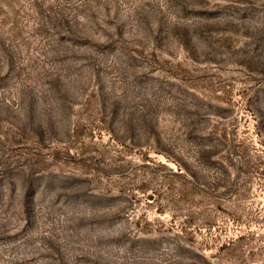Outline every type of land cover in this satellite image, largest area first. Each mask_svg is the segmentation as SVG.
<instances>
[{"label":"rangeland","instance_id":"1","mask_svg":"<svg viewBox=\"0 0 264 264\" xmlns=\"http://www.w3.org/2000/svg\"><path fill=\"white\" fill-rule=\"evenodd\" d=\"M0 264H264V0H0Z\"/></svg>","mask_w":264,"mask_h":264},{"label":"bare ground","instance_id":"2","mask_svg":"<svg viewBox=\"0 0 264 264\" xmlns=\"http://www.w3.org/2000/svg\"><path fill=\"white\" fill-rule=\"evenodd\" d=\"M16 233H17V232H16ZM32 259H33V258H32ZM32 259H31V260H32Z\"/></svg>","mask_w":264,"mask_h":264}]
</instances>
